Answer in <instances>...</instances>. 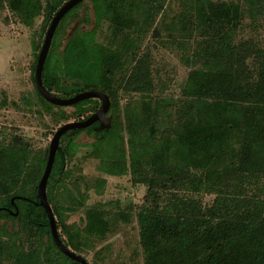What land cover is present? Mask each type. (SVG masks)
I'll return each instance as SVG.
<instances>
[{"label": "trees", "instance_id": "obj_1", "mask_svg": "<svg viewBox=\"0 0 264 264\" xmlns=\"http://www.w3.org/2000/svg\"><path fill=\"white\" fill-rule=\"evenodd\" d=\"M6 1L10 11L30 26L43 9L45 23L51 24L69 0ZM131 1L94 0L97 24L107 20L120 32L134 26L130 12L126 13ZM245 3L248 0H243ZM83 4L62 19L53 41L61 25ZM192 4L193 34L203 40L193 50L198 61L182 89L174 119L170 121V112L160 102L148 100L156 88L146 61L139 58L121 87L126 94L147 96L125 108L128 159L123 149L125 135L117 131L115 123L110 130L96 132V123L61 138L46 192L60 238L75 253V239L81 233L98 231L96 216L87 212L84 230L68 227L63 207L53 204V193L56 188L72 193L64 180L67 157L77 151L74 141L78 133L87 131L95 136L92 153L102 157V172L113 176L130 172L133 183L147 186L151 197H156L155 189L160 185L168 189L166 200L161 203L156 199L153 211L143 206L138 216L146 237L143 245L148 264H264V47L238 44L234 39L244 17L243 4L212 0H192ZM96 35V31L80 28L54 61L52 41L43 84L64 99L100 91L110 98L111 108L118 109L113 68L119 63L121 50L97 42ZM38 95L49 109L59 111L60 120H86L101 106L100 100L88 99L71 106L75 111L68 115L65 107L52 105ZM163 124L166 130L160 133L157 127ZM21 146L0 142V220L19 227L8 234V242L0 244V264L3 256H9L14 264H80L57 247L48 216L39 205L38 185L46 168V154L38 159L37 172L26 182L29 189L24 190L30 154ZM102 147L107 148L105 153ZM102 182L106 184L105 179ZM203 195H215L214 202L205 205L197 197ZM73 201L74 209L83 207L82 196L75 195ZM24 225L37 229V248L17 244L16 236Z\"/></svg>", "mask_w": 264, "mask_h": 264}, {"label": "rangeland", "instance_id": "obj_2", "mask_svg": "<svg viewBox=\"0 0 264 264\" xmlns=\"http://www.w3.org/2000/svg\"><path fill=\"white\" fill-rule=\"evenodd\" d=\"M212 1L243 4V0ZM126 7L134 26L120 32L107 20L98 25L94 0L84 1L83 6L61 25L50 54L53 61L62 55L67 41L80 28L86 32L96 31L97 42L121 50L117 60L120 64L113 68V86L118 92L119 108H111L109 115L114 116L117 131L125 135L123 149L128 159L125 108L131 102L133 104V100L138 102L147 97L122 91L129 72L139 58L146 61L156 88L148 100L160 102L170 112L167 115L172 121L181 103L185 82L198 61L193 58V50L203 37L193 34L192 0H132ZM243 8L244 17L234 39L238 44L250 42L264 47V0H248ZM45 19L43 9L41 15L26 26L10 11L7 1L0 0V142L20 144L30 154V166L25 170V185L22 186L24 190L29 189L26 182L37 172L38 159L48 154L55 132L66 123L78 121L75 117L68 121L60 120L59 111L49 109L38 95L34 67L50 26ZM64 111L71 115L75 108L65 107ZM163 119L166 121V117ZM162 126L164 124L157 127L160 133L166 130ZM94 142L95 136L87 131L75 137L77 151L67 157L64 179L72 193L56 188L53 204L63 207L65 224L72 229L86 228L87 212L96 216L94 224L98 231L91 234L83 232L75 239L77 253L89 264H148L143 245L146 237L138 216L143 206L153 211L156 199L161 203L166 200L168 189L160 185L155 189L156 197H151L147 186L133 183L130 172L121 176L102 172V157L92 153ZM101 150L105 153L107 148L102 147ZM103 179L106 184H103ZM75 195L84 199L81 209H74L77 208L73 201ZM197 197H201L205 205H211L215 199V195ZM57 219L61 220L59 216ZM0 228V244L9 241L8 234L19 230L4 219L0 220ZM16 238L17 244L26 249L40 245L37 229L30 226L24 225ZM64 238L67 240L66 236ZM1 260L2 264H14L9 256H3Z\"/></svg>", "mask_w": 264, "mask_h": 264}, {"label": "water", "instance_id": "obj_3", "mask_svg": "<svg viewBox=\"0 0 264 264\" xmlns=\"http://www.w3.org/2000/svg\"><path fill=\"white\" fill-rule=\"evenodd\" d=\"M84 1L86 0H69L55 14L47 30L42 49L38 56L35 71V82L37 90L39 91L41 96L52 105L69 107L88 99H100L102 102L100 109L96 113L91 115L88 119L66 123L55 132L49 146L46 168L38 185V198L40 200L39 205L45 209V212L48 216L50 222V230L54 242L64 255L80 264H88V262L85 258H83V256L78 255L74 251L70 250L67 246H65L60 238L56 218L53 214L52 207L49 204L47 197V183L52 172L56 154L60 148L61 138L64 134L70 131L85 130L96 123H99V126L94 128L96 132L111 129L113 124V116H108V113L111 109V101L108 95L100 91L82 92L69 99L60 98L45 88L43 84V70L48 58L55 32L60 22L74 7L83 3Z\"/></svg>", "mask_w": 264, "mask_h": 264}, {"label": "flooded vegetation", "instance_id": "obj_4", "mask_svg": "<svg viewBox=\"0 0 264 264\" xmlns=\"http://www.w3.org/2000/svg\"><path fill=\"white\" fill-rule=\"evenodd\" d=\"M101 101V100H100ZM101 105H102V102H101ZM101 107V106H100ZM100 109V108H99ZM108 116H110L109 115V113H108ZM93 126V125H92ZM99 126V123H97V126H95V127H98ZM94 127V128H95ZM48 157V154H46V158ZM47 164V163H46ZM6 210H8L7 212L8 213H10L11 215H17V213H14L13 211H10L9 209H6ZM7 222V221H6Z\"/></svg>", "mask_w": 264, "mask_h": 264}]
</instances>
